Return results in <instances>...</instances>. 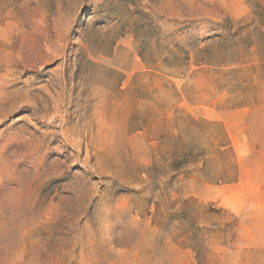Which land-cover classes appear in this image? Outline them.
Instances as JSON below:
<instances>
[{"label":"rangeland","instance_id":"rangeland-1","mask_svg":"<svg viewBox=\"0 0 264 264\" xmlns=\"http://www.w3.org/2000/svg\"><path fill=\"white\" fill-rule=\"evenodd\" d=\"M0 264H264V0H0Z\"/></svg>","mask_w":264,"mask_h":264}]
</instances>
